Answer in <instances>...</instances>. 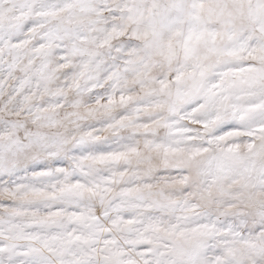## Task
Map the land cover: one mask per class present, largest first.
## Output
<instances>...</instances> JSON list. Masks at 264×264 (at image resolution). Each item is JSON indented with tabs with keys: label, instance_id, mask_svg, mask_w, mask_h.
<instances>
[{
	"label": "snow or ice",
	"instance_id": "6c2138e0",
	"mask_svg": "<svg viewBox=\"0 0 264 264\" xmlns=\"http://www.w3.org/2000/svg\"><path fill=\"white\" fill-rule=\"evenodd\" d=\"M0 264H264V0H0Z\"/></svg>",
	"mask_w": 264,
	"mask_h": 264
}]
</instances>
